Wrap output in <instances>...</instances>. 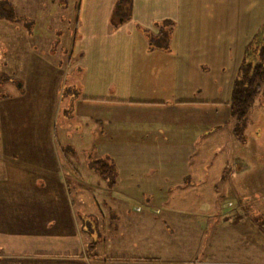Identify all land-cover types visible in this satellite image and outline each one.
<instances>
[{"label": "crops", "instance_id": "crops-1", "mask_svg": "<svg viewBox=\"0 0 264 264\" xmlns=\"http://www.w3.org/2000/svg\"><path fill=\"white\" fill-rule=\"evenodd\" d=\"M8 1L11 66L35 49L46 75L62 69L69 115L89 131L91 157L113 163L115 174L105 181L86 166V187L109 200L81 202L79 215L65 200L64 165L53 163L75 170L86 155L46 156L41 125L22 153L13 124L0 123L11 129L0 131V264H264V249L241 244L257 232L243 220L256 215L225 198L241 174L227 170L224 148L233 77L227 84L220 67L205 64L223 53L224 20L240 26L241 0ZM17 81L7 84L13 94L25 85ZM51 191L64 193V213L39 206ZM33 192L36 213L19 222ZM237 221L232 246L224 227ZM53 231L58 239L45 246Z\"/></svg>", "mask_w": 264, "mask_h": 264}, {"label": "rangeland", "instance_id": "rangeland-1", "mask_svg": "<svg viewBox=\"0 0 264 264\" xmlns=\"http://www.w3.org/2000/svg\"><path fill=\"white\" fill-rule=\"evenodd\" d=\"M5 1L0 0V123L3 125V129L5 125L11 128L13 124L14 130H12V133L14 137H20V144L22 145L19 146V150L22 153H26L29 148H32L25 144L36 137L37 133L34 127L41 125V127H45L46 156H57L59 157L58 160H61L63 155L76 154L80 156L82 153L86 155L87 163H71L70 166L73 165L76 171L69 169L68 162L53 163L54 165H64L63 171L67 172L66 185H68L67 195H64L65 200L67 204H73L75 212L80 215V211L77 209L79 203L109 200L108 194L105 192L104 194L102 191L98 193V189L95 191L86 187L88 179L84 171L88 167H92L93 171L96 170L93 167L94 157H91L94 151L87 147L90 143L89 131H85L83 125L73 120L67 111L69 110V108L67 109L69 100L67 98L68 83L66 76L61 72L62 69H59V67L58 69L53 68L51 73L46 75V66L42 64V67L37 63L41 54L35 49L30 50V53L35 54L36 57L21 56L16 67L11 66V38L8 31L10 21L7 19L6 14H3L10 2ZM223 10L227 13L226 7H223ZM240 15L239 27H233L228 18L222 24V39H217V41L224 44V50L219 61L215 63V60H211L209 63H205L211 69L220 67V71L226 73L227 84L229 79L233 77L230 100L232 99L234 81L237 79L245 60L246 49L264 26V0H241ZM222 18L219 25L222 23ZM23 20L26 21L25 18ZM167 28L171 31L173 27L171 25ZM31 30L33 31V29ZM24 43H27V41L25 40ZM33 61L36 62L33 63ZM29 63L33 65L30 66ZM208 71L212 73L207 84L210 88H214L215 76L213 70ZM13 72L24 77V79H18L17 81L15 77H12L13 74L11 73ZM5 78L8 79L7 82H5ZM26 78L30 81V84L26 82ZM15 81L18 82V86L21 82L25 85L23 88L18 87L17 91L13 88L12 91H15V94H13L7 90V84ZM227 84L220 82L216 86L222 88ZM238 119L237 117L232 119L230 136L224 148L229 158L227 170L229 172L238 171L241 174L235 178V187L231 193L225 194V198L236 196L243 202L244 208H247L249 212L253 210L256 217L253 216V219L243 221L253 220L257 232L250 233L252 235L248 233V238H244L241 244L250 245L249 248L245 249L250 250L251 246L257 245L259 250H263L264 247L260 245V242L264 238V83L256 96L255 102L249 108L246 118L244 120ZM3 129H0L1 133H11V129ZM104 161L108 162L105 159ZM86 166L88 167L86 168ZM113 175L101 176V178L112 182ZM82 183L83 187L81 186ZM51 193L50 196L46 194L45 204H40L36 200L37 195L35 192L30 193V198L24 200L25 204L19 210V222L25 220V213L31 216L35 215V207L39 204L45 210V214L49 210L54 214L64 213L63 208L66 204L62 199L64 193L62 191L54 194L51 191ZM26 195L27 193L21 192L19 199L25 198ZM241 224L240 221H237L224 227L225 233L223 235L233 241L229 245H236L234 242L236 240L235 236L239 234ZM256 234H258L259 239ZM57 239V233L53 231L49 236H45L44 245L46 246V240L54 241ZM41 248L43 247L41 246ZM20 262L27 263L26 260L22 259H20ZM34 264H42V262Z\"/></svg>", "mask_w": 264, "mask_h": 264}, {"label": "trees", "instance_id": "trees-1", "mask_svg": "<svg viewBox=\"0 0 264 264\" xmlns=\"http://www.w3.org/2000/svg\"><path fill=\"white\" fill-rule=\"evenodd\" d=\"M264 83V26L246 49V56L240 73L234 81L232 90L231 115L232 118L244 120L247 112L255 102L256 96ZM93 167L100 175L115 174L113 163L95 160ZM114 176V175H113Z\"/></svg>", "mask_w": 264, "mask_h": 264}]
</instances>
